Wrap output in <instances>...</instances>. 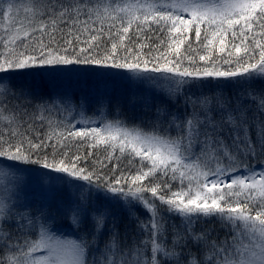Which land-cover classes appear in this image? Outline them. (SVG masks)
<instances>
[{"label":"snow or ice","instance_id":"1","mask_svg":"<svg viewBox=\"0 0 264 264\" xmlns=\"http://www.w3.org/2000/svg\"><path fill=\"white\" fill-rule=\"evenodd\" d=\"M0 264H264V0H0Z\"/></svg>","mask_w":264,"mask_h":264},{"label":"trees","instance_id":"2","mask_svg":"<svg viewBox=\"0 0 264 264\" xmlns=\"http://www.w3.org/2000/svg\"><path fill=\"white\" fill-rule=\"evenodd\" d=\"M130 35H131V33H130ZM165 40H167V38L164 35L157 34L156 36H153L151 41H148V42L155 46L157 44H160L161 41H165ZM202 40H203V28H202ZM230 40H231V37H229V41ZM168 42H170V41H168ZM126 43H127V41H126ZM188 43H190L192 45V50L188 54L193 55L197 61H198L199 55H205L206 54V52L204 51V49L202 47V44L194 42V36L190 37L189 41L184 46L185 48H187ZM181 52L184 53V48L181 49ZM145 53H147V48H145ZM199 63H203V62H199ZM75 80H76V78H73V81H75ZM16 83L18 84V86H25V87H31V88L40 87V88H43L45 90H47L49 87V85L45 81L20 80V81H17ZM259 84H260V82L257 81V85H259ZM80 87H83V84H79V88L75 91V94L77 96H79L78 92H80ZM112 88H113V92H112L113 100L115 101L117 98L121 99V104H122L121 113H122V115L120 116V119L125 120L129 127H132L134 125H139L145 131H149L150 129L148 128V125L146 123H142L141 119H140L141 116L145 115V113L142 112L141 104L137 103L135 105H130L128 103V96L131 93L130 86L126 89L121 88L122 92H119L118 97H117L115 91L119 90L120 86L115 84V85H112ZM85 94H87V93H85ZM153 100H154V102H155V100L163 101L164 97L162 94L159 96H157L156 94H153ZM87 115H89V116L98 115V113L94 112V108L91 104H89V107L87 110ZM113 118L114 117L111 115V109H110L109 119H113ZM57 119H62V117L58 116ZM76 127L79 128L80 125H76ZM89 151L92 152V156L89 157V164H91L96 159H99V160L105 159V153L103 152L102 149H93V148H90L88 145L80 144L78 141L70 149V152L78 153L80 155H88ZM113 163H115V160H113ZM108 168L109 169L112 168L111 163L108 164ZM119 169L123 170L125 172H128L129 170L134 172L135 164L129 165L127 163L126 159H122L119 163ZM105 170H107V169H105ZM146 195H150V194H146ZM137 212L139 213V215L141 217H144V215H147V213L141 208H138ZM113 213L120 217V221H121L120 222V230H121V232L124 231V225L129 224V227L131 229V234H135L134 223H129L128 215L126 212H123L122 210L117 209L116 206H113ZM217 229H218L219 237L223 238L225 236V231L222 229H219L218 225H217ZM68 230L70 231V229H68Z\"/></svg>","mask_w":264,"mask_h":264},{"label":"rangeland","instance_id":"3","mask_svg":"<svg viewBox=\"0 0 264 264\" xmlns=\"http://www.w3.org/2000/svg\"><path fill=\"white\" fill-rule=\"evenodd\" d=\"M79 84L81 83H77L76 80L73 81V83L70 85L73 89L77 90L79 88ZM118 86H120L119 90L115 91L116 92V95L118 97V94L119 92H122L121 88L122 89H126L129 87L128 84L124 83V82H120L117 84ZM95 87V77H92V78H87V82L86 84H83V87H80V92H78V94L80 95L81 92H84V93H87V90L90 89V88H93ZM62 195H66V193L62 194ZM117 209H120L116 206ZM139 207L136 208V211ZM122 210L123 212H125L123 209H120ZM147 215H144V217H146ZM143 218V217H142ZM172 219H174L176 221L177 224H179V218L178 217H173ZM134 228H135V224H134ZM70 229V231L68 230ZM61 230L64 231L66 234H72V230L70 227H68L67 225V222H64L62 227H61Z\"/></svg>","mask_w":264,"mask_h":264}]
</instances>
